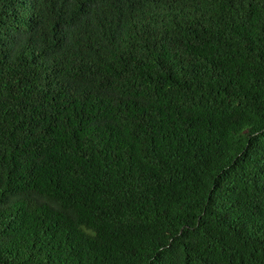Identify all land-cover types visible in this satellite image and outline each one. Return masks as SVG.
I'll list each match as a JSON object with an SVG mask.
<instances>
[{"label": "trees", "instance_id": "obj_1", "mask_svg": "<svg viewBox=\"0 0 264 264\" xmlns=\"http://www.w3.org/2000/svg\"><path fill=\"white\" fill-rule=\"evenodd\" d=\"M0 264H264V0H0Z\"/></svg>", "mask_w": 264, "mask_h": 264}]
</instances>
